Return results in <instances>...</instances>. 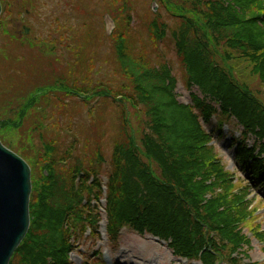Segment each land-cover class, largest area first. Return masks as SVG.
<instances>
[{"label":"trees","instance_id":"obj_1","mask_svg":"<svg viewBox=\"0 0 264 264\" xmlns=\"http://www.w3.org/2000/svg\"><path fill=\"white\" fill-rule=\"evenodd\" d=\"M158 1L165 4L172 15L180 16L181 22L172 29L171 35L188 81L222 104L223 112L236 115L249 130L264 139V99L250 87V79L255 76L264 85V0ZM118 12L113 17L122 33L123 24L131 18V9L124 7ZM165 25H159L154 19V34L162 37ZM77 43L76 53L83 50V56H87L85 37H78ZM116 43V54L129 76L127 85L112 89L99 84L89 88L83 83L80 87L70 88L58 79L48 83L49 88L41 94L46 103L53 94L69 97L73 92L102 98L111 91L115 102L120 103L118 97L123 98L122 108L120 104L116 109L104 108L108 114L121 110L111 139L114 145L108 204L111 234H117L119 224L131 223L138 228L154 230L163 237L175 238V248L181 251L182 243L198 228L199 233L207 230L225 232L221 228L224 223L240 220L239 214H249L248 205L232 211L228 203L244 197L231 194L232 189L241 185L228 180L231 174L217 163V153L210 145L212 138L200 126L193 109L179 103L172 94L174 80L169 78L168 67L161 64L155 68L132 59L126 52L123 34L117 37ZM90 64L88 62L87 66ZM84 81L88 82L89 78ZM107 99L104 100H110ZM128 106L139 111L133 117L134 122L139 120L136 130ZM105 122L101 121V125ZM45 128L41 123L34 130L41 137L42 148L32 161L40 174L34 180L31 196L32 224L11 264H68L67 252L72 249L70 229L82 221L86 212L82 203L89 176L85 173L80 184L76 185L83 167L77 163L62 165V160L66 161L70 155L68 151L61 153V158L58 155L60 127L58 124L47 127L50 139L44 138ZM241 150L247 152L244 146ZM215 176L224 183L217 181L209 185L206 182H212ZM216 187L223 189L222 196L201 209L199 202ZM223 206L227 210L218 213ZM189 208L196 212L200 220L198 225L185 214ZM177 214L186 215L188 219L164 225L154 222L157 215L168 219Z\"/></svg>","mask_w":264,"mask_h":264},{"label":"rangeland","instance_id":"obj_2","mask_svg":"<svg viewBox=\"0 0 264 264\" xmlns=\"http://www.w3.org/2000/svg\"><path fill=\"white\" fill-rule=\"evenodd\" d=\"M156 2L154 0H1L3 4L0 18V138L2 142L33 164L32 161L42 148L41 137L34 130L42 123L46 126L43 132L45 139H50L47 125L51 128L54 124L60 127L63 142L70 143L74 138L78 139L79 144L76 145L78 159L83 160V157H87L80 153L83 148L89 151L88 143L90 145L95 143L97 147H101V144L94 140V136L98 135L100 128H104L105 131L104 134L102 133L103 139L114 134V127L110 124L114 123L115 116L106 112L100 113L102 117L100 120L106 122L104 125H101V122L99 125H93L94 131H97L91 137L93 130L88 131L86 127L96 120V116L91 115L90 107L88 108L80 99L74 98L75 96L69 98L72 101L68 104L55 97L46 103L41 94L49 88L48 83L58 79H63L69 87L86 83L91 88L92 85L107 83L110 87L116 88L127 84L128 75L116 54L118 34L125 36L126 52L132 59L155 68H158L160 63H170L172 75L177 79L176 93L183 103L191 104L194 95L202 97L196 88L189 90L183 83L186 73L175 51V43L171 35L172 29H175L181 20L173 17L165 4L157 2V5ZM124 7L131 9V18L123 24L124 31L121 33L119 32L121 28H113L111 32V26L106 30L111 23L109 16L106 15H110V10H117L115 14L117 15ZM154 19H157L161 26L166 24V31L162 37L154 34L152 28ZM25 26L29 28L28 32L25 31ZM113 34L115 37L112 36ZM78 37H85L87 44L86 59L91 60V64L86 68L82 67L87 66L88 60L80 62L84 55L83 50L76 53L78 45L75 41ZM80 54L82 56L78 59L77 55ZM79 62L81 68L77 67ZM239 70L243 71L240 66ZM84 78H89V81L85 82ZM74 79H77V85ZM106 79L114 81L111 83V80ZM250 81L251 89L264 99L262 82L257 81L256 76ZM62 96L67 97L65 94ZM89 101L91 102L92 99ZM38 104L40 106L37 107ZM36 107L37 111L34 110ZM128 108L132 126L136 130L139 120L134 122L133 117L138 115L139 111L130 106ZM10 122L13 125L9 124ZM213 122L216 123V120ZM91 128L93 129L92 125ZM239 133L240 128L237 126L235 135ZM225 137L217 140L218 156L225 160L224 164L228 169L234 171L236 168L231 155L234 150L227 143L229 136ZM102 151L104 156L110 154L107 143ZM34 167L33 176L37 179L40 174L38 167L36 165ZM99 170L102 172V168ZM238 174L241 175L240 172ZM251 191L252 195L264 196V190L251 189ZM259 213L264 228V205H261ZM119 240L115 245L108 243L106 238L88 239L86 242L81 240L80 253L84 257L80 260L78 255L72 254V262L73 264H186L183 259L173 256L165 241L150 239L148 234L140 235L133 229L127 228L122 231ZM252 245L250 261L263 264L264 243H258L254 238ZM98 250L102 252L99 256L96 254ZM250 261L242 257L240 264H247Z\"/></svg>","mask_w":264,"mask_h":264},{"label":"water","instance_id":"obj_3","mask_svg":"<svg viewBox=\"0 0 264 264\" xmlns=\"http://www.w3.org/2000/svg\"><path fill=\"white\" fill-rule=\"evenodd\" d=\"M30 176L27 163L0 141V264H9L30 227Z\"/></svg>","mask_w":264,"mask_h":264}]
</instances>
